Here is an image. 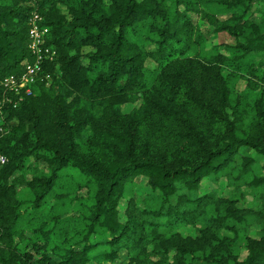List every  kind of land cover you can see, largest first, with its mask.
I'll use <instances>...</instances> for the list:
<instances>
[{
	"label": "trees",
	"instance_id": "16d2710c",
	"mask_svg": "<svg viewBox=\"0 0 264 264\" xmlns=\"http://www.w3.org/2000/svg\"><path fill=\"white\" fill-rule=\"evenodd\" d=\"M262 8L264 0H0V79L30 58L32 11L58 54L45 64L50 83L7 109L0 134V264H114L121 249L128 260L117 264H264V174L248 181L262 191L258 205L198 191L210 175L240 178L259 161L264 170V61L255 60L264 19L250 17ZM191 13L234 43L191 54L207 40ZM71 168L82 179L63 173ZM138 175L151 192L120 211ZM20 184L30 201L18 198ZM205 202L216 215L197 235L161 230L192 224Z\"/></svg>",
	"mask_w": 264,
	"mask_h": 264
},
{
	"label": "rangeland",
	"instance_id": "374dc122",
	"mask_svg": "<svg viewBox=\"0 0 264 264\" xmlns=\"http://www.w3.org/2000/svg\"><path fill=\"white\" fill-rule=\"evenodd\" d=\"M165 4L169 5L172 0H162ZM254 5L257 6L255 3ZM212 11H215L217 13V16L220 19H224L227 17L228 13H222V10H219V7L214 5L209 8ZM32 13H36V11H32ZM264 8H262L261 13L255 9L253 13L250 14L251 19L258 21L259 19H264ZM191 21L196 24L198 27H200L203 31V33L206 35L207 40L201 42L198 44V46H195L191 54H197V55H207L210 53H215L217 52L216 45L218 44H223V43H234V39L228 35L227 33L224 32H214L212 31V27L206 22V20L201 17L200 15H197L195 13H191ZM30 19V18H29ZM29 24V20H28ZM43 32V37L45 39L46 37V32L47 28L44 26L41 28ZM141 46L143 49L147 51H152L155 49V45L148 43V42H141ZM222 51V48H221ZM256 61L261 60L264 61V55H259L255 57ZM146 65L149 68H154L156 64L151 60L147 59L146 60ZM50 83V82H49ZM234 82H231L233 85ZM239 89L244 88V81L239 80L237 83V86ZM132 104H125L123 109L125 111L129 110L132 108ZM234 162L239 161V158L237 155L233 158ZM259 161V160H258ZM32 163V159H28L26 161V164ZM41 167L44 166L43 163L39 164ZM66 175L74 178V179H82V175L80 174L79 171L76 169H66L63 170ZM224 172L219 173L216 178H219L217 181L214 179L215 176L210 175L202 179L200 182L198 191L200 194H212L214 193L215 195L223 196V197H231L234 199H239L240 202H238V206H254L260 204V200L258 199L260 193L262 192L260 188H251L248 185V181L251 179L252 176L255 174H264V170L261 168V162L259 161L258 163L254 164L253 171L247 175V176H242L240 178H235L234 176H224L222 175ZM236 175V172L235 174ZM24 176L26 179L31 178V170L26 169L24 171ZM18 187V192L17 196L23 201H30L32 199V194L28 190V188L25 187L24 184H20L17 186ZM185 190V187L183 185H178V191H183ZM151 192V189L149 185L147 184V178L143 175H138L135 176L132 179H128L125 183V188H124V197L120 200L119 204V209L122 211L125 206L127 199L133 196L135 199H141L144 196L148 195ZM75 208V206L71 207ZM204 209L205 211L203 212L202 215H200L197 220L190 224H178L174 225L173 227H161V230L166 233V234H171L174 232L181 233L183 236L191 235L195 236L198 234L197 229L198 228H203L205 225L208 223L209 219L216 215V212L214 211L213 205L210 202H205L204 204ZM121 218H123V213H121ZM255 229L256 227H253L251 229V235L255 234ZM223 233H227L230 235V233L226 230L222 231ZM127 253L125 249H121L119 251V257L114 260V264H117L119 262H127ZM105 263V262H104ZM95 264V263H93Z\"/></svg>",
	"mask_w": 264,
	"mask_h": 264
},
{
	"label": "built area",
	"instance_id": "2783aa9c",
	"mask_svg": "<svg viewBox=\"0 0 264 264\" xmlns=\"http://www.w3.org/2000/svg\"><path fill=\"white\" fill-rule=\"evenodd\" d=\"M39 20L41 19L37 14H33L29 19L28 52L30 58H25L21 62L22 71L0 79V134L7 130V109L17 107L31 96L39 82L48 85L51 80V74L46 71L45 64L55 62L58 54L54 47L45 44ZM7 160V156L0 152V167Z\"/></svg>",
	"mask_w": 264,
	"mask_h": 264
}]
</instances>
